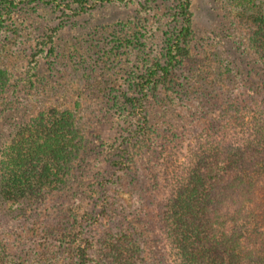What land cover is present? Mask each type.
Returning a JSON list of instances; mask_svg holds the SVG:
<instances>
[{
	"label": "rangeland",
	"instance_id": "1",
	"mask_svg": "<svg viewBox=\"0 0 264 264\" xmlns=\"http://www.w3.org/2000/svg\"><path fill=\"white\" fill-rule=\"evenodd\" d=\"M46 1L0 0V134L48 105L73 115L77 148L59 189L0 209V249L14 264H116L106 241L123 231L139 245L141 264H176L163 216L177 166L231 113L264 106V54L252 40L264 0H190L189 46L171 83L148 88L149 69L165 62L178 31V0ZM198 65L208 89L185 92ZM114 161L130 171V188L88 226ZM87 239L101 244L86 255Z\"/></svg>",
	"mask_w": 264,
	"mask_h": 264
},
{
	"label": "trees",
	"instance_id": "2",
	"mask_svg": "<svg viewBox=\"0 0 264 264\" xmlns=\"http://www.w3.org/2000/svg\"><path fill=\"white\" fill-rule=\"evenodd\" d=\"M177 3L178 31L169 38L165 62L154 63L149 69L145 88L154 83L156 87L160 83L170 84L177 62L189 46L191 1ZM255 12L260 17H253L252 40L264 54V11ZM1 27L0 22V30ZM202 71L198 65L182 86L185 92L201 93L208 89ZM5 87L0 75V96ZM214 88L215 96H220L217 91L222 87ZM240 108L231 113L232 122H223L218 134L206 133L196 139L177 166L163 216L166 239L176 264H264V106L253 102ZM30 118L18 124L9 122L8 136L0 134V209L3 210L8 205L38 202L45 192L65 184L70 173L66 167L77 148L73 115L47 105ZM144 118L148 122V116ZM180 151V148L171 151L169 157H177ZM113 167L114 172L102 181L101 208L85 220L90 222L88 226L102 223L116 209L118 194L130 188L128 168L119 166L117 161ZM32 199L35 201L31 202ZM108 234L106 242L113 258L117 256L116 264L142 263L141 249L135 239L123 231ZM88 239L86 255L101 244ZM0 252H4L0 255L1 262L15 263V257L5 253L4 248Z\"/></svg>",
	"mask_w": 264,
	"mask_h": 264
}]
</instances>
